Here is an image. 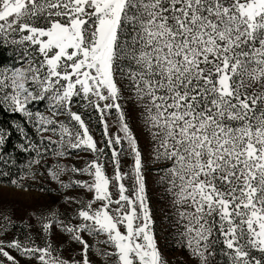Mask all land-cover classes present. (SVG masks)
Here are the masks:
<instances>
[{"label": "snow or ice", "instance_id": "obj_1", "mask_svg": "<svg viewBox=\"0 0 264 264\" xmlns=\"http://www.w3.org/2000/svg\"><path fill=\"white\" fill-rule=\"evenodd\" d=\"M5 53L0 178L72 215L0 209V264H170L152 189L193 264H264V0H0Z\"/></svg>", "mask_w": 264, "mask_h": 264}, {"label": "rangeland", "instance_id": "obj_2", "mask_svg": "<svg viewBox=\"0 0 264 264\" xmlns=\"http://www.w3.org/2000/svg\"><path fill=\"white\" fill-rule=\"evenodd\" d=\"M135 116V113H133V117ZM133 128L136 131L137 135L140 138L141 146L147 151L148 147V141L145 138V136L141 133L139 125L133 120ZM95 134L97 139L101 137V131L98 130L96 127L94 128ZM72 163H76L77 166H82L83 162L78 160L71 161ZM126 164H130L131 161H125ZM111 169H109V172ZM85 179L87 177H84ZM31 183V186H26L27 190L22 188H17L15 186L4 184L0 182V209H3L7 212V214L12 215L14 219L19 222L20 220H24L27 222L35 223V216L45 214L47 215L52 210H59L61 215V218H64V213L67 212L68 216L72 215L71 209L65 204L63 195L64 193L58 190V186L55 183H52L51 185L45 184V188L51 187L52 191H40V184L37 182L29 180ZM150 187H151V181H150ZM77 193L75 192H69L68 195L75 196ZM153 194H158L156 189H152L151 196ZM153 201V205L155 208L158 203L156 201ZM161 212L156 209V218L159 216V221H157L161 224V230L163 232H160L158 234L159 239V246L166 257V259L170 262V264H192L190 262V258L185 257L183 252L181 251L180 247L172 248V246H168L167 244V238L165 235V229L164 223L161 219ZM29 217H32V220L29 221ZM38 226V225H37ZM12 231H15V229H12ZM161 233V234H160ZM86 239H89V242L91 243V239L88 237H85ZM54 244L61 246L64 251V255L66 257L74 254L72 252L73 249L79 250V245H76L72 243L68 237L64 234H61L59 232L56 233V235L53 237ZM79 258V257H77ZM95 264H102L99 257H93Z\"/></svg>", "mask_w": 264, "mask_h": 264}, {"label": "trees", "instance_id": "obj_3", "mask_svg": "<svg viewBox=\"0 0 264 264\" xmlns=\"http://www.w3.org/2000/svg\"><path fill=\"white\" fill-rule=\"evenodd\" d=\"M11 53H5L3 57H0V59H3V60H7V57L10 56ZM12 123V117L11 115H0V125L2 126H5L7 127L8 125H10ZM98 130L101 131V129L99 127H96ZM22 142V135L19 134V133H16V132H13V135L11 136L10 138V143L8 145V152L11 154V157L15 160V163L12 164L10 163L9 165H6V166H3L4 170H7V171H10L11 173V178H16L18 175L22 174L21 173V169L23 168V165L26 164V162L28 161L29 159V154L28 153H24V152H21L17 147L16 145H18L19 143ZM8 180H9V177H3V178H0V182L4 183V184H9L11 185L10 183H8ZM25 183V186H31V183L29 180L27 181H24ZM158 194H153L152 196V200L156 201V203H158L156 205V209L158 211L161 212V219H162V222L164 224L167 223V221H165L163 219V212L161 211V209H165L166 208V204L165 202L163 201V199H158ZM158 221H159V216L157 217ZM160 232H163V230H160ZM165 235H166V242L168 244V246H172V248H175V247H179L175 244V241L172 239L171 236H169V233H168V230L165 229ZM161 234V233H160ZM181 251L183 252V254L185 255V257L189 258V255L186 251H184L183 249H181ZM190 262H192V260L190 259ZM193 264V262H192Z\"/></svg>", "mask_w": 264, "mask_h": 264}]
</instances>
